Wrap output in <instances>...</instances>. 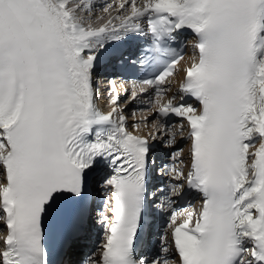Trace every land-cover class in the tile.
Returning <instances> with one entry per match:
<instances>
[{"label":"snow or ice","instance_id":"obj_1","mask_svg":"<svg viewBox=\"0 0 264 264\" xmlns=\"http://www.w3.org/2000/svg\"><path fill=\"white\" fill-rule=\"evenodd\" d=\"M94 7L0 0V264H264V0H122L93 17ZM183 30L195 58L178 70ZM132 40L144 43L124 50ZM161 60L129 82L128 102L154 93L146 134L129 130L116 77L100 110L102 64ZM178 135L187 172L183 148L159 164L153 155ZM186 189L202 205L172 210ZM154 205L166 231L141 246Z\"/></svg>","mask_w":264,"mask_h":264},{"label":"bare ground","instance_id":"obj_2","mask_svg":"<svg viewBox=\"0 0 264 264\" xmlns=\"http://www.w3.org/2000/svg\"><path fill=\"white\" fill-rule=\"evenodd\" d=\"M107 2H110V4L111 3H113V0H99L96 4H94L95 5V7H100L101 5H104V3H106L107 4ZM122 2V0L121 1H119L118 2V5H119V3H121ZM90 3V2H89ZM96 10H95V8H93V11H92V16L93 17H95V16H97V15H100L101 14V11H99V12H95ZM86 15H87V13H85ZM96 14V15H95ZM111 14L114 16V15H116V11L115 10H112V12H111ZM188 59H189V61L191 60V56L189 55L188 56ZM98 71V70H97ZM97 77H98V72H96V75H95V82H96V79H97ZM182 78L183 77V72L181 71V73H180V75H178V76H176L173 80H172V93H176L177 92V86H178V84H180V78ZM107 85H109V84H107V81H106V79H105V83H103V86H107ZM107 90V89H106ZM105 90V91H106ZM98 100H100L99 102H100V104L101 105H104L105 103H107V99H105V100H103L100 96H98V94H97V100H96V102H98ZM125 115L127 114V112H125L124 113ZM147 114H149L150 116H149V121H148V124H149V126H150V124H151V117H152V115H151V111H149V112H146V114H140L141 116H145V115H147ZM130 126H132V124L130 123ZM140 129H141V133L142 134H146L147 132H148V130H149V128L148 127H145V125H144V123H142L141 125H140ZM181 137L180 136H178V138H177V142L179 143L180 142V139ZM181 146L184 148V157L185 158H187V154H188V152H187V149H188V143H186V142H184V143H182L181 144ZM181 147V148H182ZM168 155V154H167ZM1 226V225H0ZM2 230V229H1ZM3 235V234H2ZM1 246V245H0Z\"/></svg>","mask_w":264,"mask_h":264},{"label":"rangeland","instance_id":"obj_3","mask_svg":"<svg viewBox=\"0 0 264 264\" xmlns=\"http://www.w3.org/2000/svg\"><path fill=\"white\" fill-rule=\"evenodd\" d=\"M119 1H121V0H118L117 2H119ZM104 4H106V3H104ZM107 4H110V2H107ZM111 4L114 6V8H115V6L118 5V4L116 5L115 0H113V3H111ZM94 8L96 9V7H94ZM99 8H101V7H98V9H99ZM99 11H101V10H99ZM99 11H97V12H99ZM95 15H96V14H95Z\"/></svg>","mask_w":264,"mask_h":264}]
</instances>
